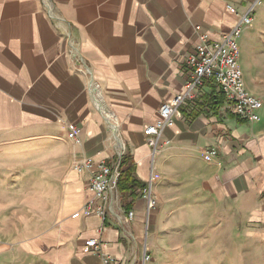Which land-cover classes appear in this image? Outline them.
I'll return each instance as SVG.
<instances>
[{
	"label": "crops",
	"instance_id": "0c3cea01",
	"mask_svg": "<svg viewBox=\"0 0 264 264\" xmlns=\"http://www.w3.org/2000/svg\"><path fill=\"white\" fill-rule=\"evenodd\" d=\"M51 2L59 19L47 14L42 0H0V264H104L88 247L92 238L116 258L113 264H145L143 188L134 198L118 190L104 218L83 212L92 196L89 172L73 163L112 165L118 143L132 157L135 176L145 186L152 180L151 196L158 202L168 194L169 205L181 195L187 220L200 211L208 222H227L232 236L252 238L255 255L263 247L264 258V0ZM251 4L253 21L242 25L237 38L238 63L245 88L263 100L259 119L237 117L207 79L160 130L152 153L144 128L159 119L163 102L183 92L186 58L199 34L220 38ZM70 36L115 130L94 106L88 76L68 53ZM207 96H222V103ZM73 125L81 128L79 142L69 137ZM202 148L217 155L201 154ZM39 151L36 161L46 165L48 180L40 193L50 203H41L46 223L34 234L32 198L18 203L12 196H31L33 155ZM12 176L24 186L8 185Z\"/></svg>",
	"mask_w": 264,
	"mask_h": 264
},
{
	"label": "built area",
	"instance_id": "2783aa9c",
	"mask_svg": "<svg viewBox=\"0 0 264 264\" xmlns=\"http://www.w3.org/2000/svg\"><path fill=\"white\" fill-rule=\"evenodd\" d=\"M45 11L51 18L59 19L55 14L51 0H42ZM254 5L251 4L239 17V21L227 33L218 39H211L207 34L200 33L198 42L194 50L186 58V81L184 90L176 94L169 101L163 102L158 108L159 119L144 128L147 136L146 142L156 150L157 138L160 130L172 123L181 105L187 100L194 99L197 91L204 85L207 79L212 80L230 102L233 113L247 122H256L259 119V111L263 106L261 97L250 93L244 86L242 70L238 63L239 48L237 38L240 35L242 25H249L253 21ZM232 8L231 5L227 6ZM68 53L77 64V71L88 76L87 89L92 96L94 106L103 114L104 118L110 123L113 130L116 128L114 117L110 113L102 98L96 80L91 76L89 67L80 56L79 50L73 38H68ZM80 131L76 125L68 128L69 137L75 142H79ZM116 161L109 165L103 161L93 162L92 160H79L73 163L77 169L87 170L89 179L88 190L92 193L91 198L83 206L84 214H97L104 218L118 199L117 180L119 177V163L124 154V147L115 144ZM201 154L216 156L214 148H202ZM152 180L142 189V195L146 199V224L150 211L154 206L151 197ZM133 212L128 211L126 218L131 220ZM88 247L95 253L101 254L104 264H113L116 258L101 251V241L90 239ZM149 255L146 250L143 254V262Z\"/></svg>",
	"mask_w": 264,
	"mask_h": 264
},
{
	"label": "rangeland",
	"instance_id": "374dc122",
	"mask_svg": "<svg viewBox=\"0 0 264 264\" xmlns=\"http://www.w3.org/2000/svg\"><path fill=\"white\" fill-rule=\"evenodd\" d=\"M151 149L152 153L155 152L153 147ZM41 155L40 151L33 155L31 196L21 194L12 196L18 203L24 202L25 197L32 198L34 234L42 229L43 223H46V219L42 217L44 212L40 209V205L42 202H49L40 193L48 185V180L44 178L46 165L36 161ZM15 178L14 176L8 178L7 182L13 181L8 185L24 186V182ZM168 189L166 187L164 192L168 193ZM151 197L154 200V206L150 211L147 224L145 220L143 227L148 233H145L143 241L149 255L144 260L145 264H264V258L259 257L263 247L256 249L255 255L252 252V238L242 236L239 240L238 237L232 236L227 222L222 226L218 225L216 220L208 222L200 211L193 212L194 218L191 221L187 220L188 212L184 209L187 205L178 194L174 196L175 201L169 205H164V202L168 200V194L161 195L159 202L157 198H153V194ZM50 198L54 200L55 194H52ZM162 206H165L167 210L161 209Z\"/></svg>",
	"mask_w": 264,
	"mask_h": 264
},
{
	"label": "trees",
	"instance_id": "16d2710c",
	"mask_svg": "<svg viewBox=\"0 0 264 264\" xmlns=\"http://www.w3.org/2000/svg\"><path fill=\"white\" fill-rule=\"evenodd\" d=\"M222 96L214 98L207 96L206 100L211 101L215 105L222 103ZM119 177L117 180V188L122 196L131 195L133 198L136 195L135 190L144 188L145 183L140 181L135 176V164L129 153L122 155L119 163Z\"/></svg>",
	"mask_w": 264,
	"mask_h": 264
}]
</instances>
